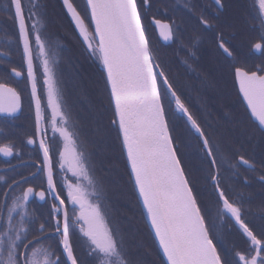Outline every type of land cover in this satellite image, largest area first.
<instances>
[{"label":"snow or ice","instance_id":"6c2138e0","mask_svg":"<svg viewBox=\"0 0 264 264\" xmlns=\"http://www.w3.org/2000/svg\"><path fill=\"white\" fill-rule=\"evenodd\" d=\"M63 3L87 48L98 56L105 70L113 108L109 124L115 128L130 169L129 178L167 264H264V225L259 232L254 230L251 222L245 219L242 198H230L221 187L218 146L214 151L208 135L182 101L160 63L153 59L147 28L143 23L144 16L150 11L151 0H140L139 3L137 0H87L90 19L94 23L92 32L71 0H63ZM213 3L220 10L225 7L222 0H213ZM4 7L6 10L9 7L14 9L31 98L35 103V133L27 143L37 146L42 160L36 162L39 166L29 175L35 179L43 172L47 187L36 191L28 186L13 196L15 187L29 180V177L21 176L19 180L12 179L3 190L0 264H138L131 259L123 236L110 227L102 204V187L93 177L94 169L85 153L77 149L76 134L69 131V116L60 102L54 63L49 59L39 29L37 5L30 2L27 14L22 0H10ZM185 7H189V3H185ZM253 7L257 14L254 19L259 20L261 31L251 49L261 51L264 50V0H253ZM163 13H167V8ZM196 18L205 28L213 27L203 12ZM150 23L159 29L164 40L172 39V23L154 16ZM216 41L217 47L227 57H233L231 40L223 32L217 34ZM33 43L41 58L47 107L52 114L49 123L53 133H59L63 139V148L59 151L60 170L70 171L76 178V183H73L67 176L62 177L59 190L54 178L53 145L42 127L44 107L38 92ZM233 72L250 116L264 131V67L257 66V71H251L243 65L234 66ZM11 74L16 77L24 75L16 67L11 69ZM21 107V93L17 88L0 82V114L11 117ZM177 113L186 116L187 123L202 139L203 150L211 165L206 178L210 179L219 204L217 217L220 220L228 217L234 221L243 247L225 245L220 233H213L209 228L196 183L185 170L170 127V119L177 118ZM14 151L20 154L13 141L0 143V154L12 156ZM239 161L250 168L255 167L243 156ZM259 180L264 183V176ZM0 181L7 183L4 176H0ZM32 196L39 197L41 201H53L48 218L38 227H34L36 221L27 210ZM66 201L78 207V215H75L74 208V214L70 216ZM75 224H79L83 237L80 253L71 239L70 227ZM50 234L59 238V255L41 243Z\"/></svg>","mask_w":264,"mask_h":264},{"label":"trees","instance_id":"16d2710c","mask_svg":"<svg viewBox=\"0 0 264 264\" xmlns=\"http://www.w3.org/2000/svg\"><path fill=\"white\" fill-rule=\"evenodd\" d=\"M73 1L81 3L87 18L90 14L87 1ZM222 2L224 10L218 9L212 0H151L143 23L154 61L160 63L182 101L208 135L214 151L219 148L217 165L221 171V187L230 198H242L245 219L259 232L264 225V183L259 180L264 176V132L252 120L241 99L233 68L243 65L252 71L257 66L264 67V51L259 56L251 49L261 29L259 20L254 19L257 14L253 0ZM31 3L37 5L46 36L49 34L59 47H66L60 82L66 113L80 146L78 151L85 153L94 169L92 175L102 187L110 226L123 236L132 260L138 264H162V261L167 264L129 178L130 169L115 128L109 124L113 108L102 63L87 48L62 0H31ZM185 3H189V7H185ZM164 8H167L166 14ZM201 12L213 24L211 29L197 20ZM13 13L12 7L6 12L0 11V48L4 51V57L0 55V65L4 67L3 72L0 68V77L5 79L13 65L5 56L11 52L19 55L22 47ZM153 16L172 23V44L165 45L159 40L150 23ZM90 28L93 31L92 22ZM220 32L231 40L232 58L217 47L216 36ZM170 127L185 170L196 183L210 230L219 232L225 245L243 247L234 221L217 217L219 204L213 185L206 178L211 165L201 137L182 113L170 119ZM240 156L252 162L255 169L241 166Z\"/></svg>","mask_w":264,"mask_h":264},{"label":"flooded vegetation","instance_id":"af4514ba","mask_svg":"<svg viewBox=\"0 0 264 264\" xmlns=\"http://www.w3.org/2000/svg\"><path fill=\"white\" fill-rule=\"evenodd\" d=\"M71 1L77 7V10L80 12L81 16L85 19V24L87 25L89 32H92L90 28L91 26L90 21L83 14V12L85 11L82 10L81 3L78 2L76 4L73 0ZM30 2L31 0H29V3H28V0H22V3L25 5L26 14L28 11V7L30 6ZM62 3H63V0H62ZM5 5H6V1L0 0V11L6 12L8 10V9L7 10L5 9L4 7ZM65 9H66V6H65ZM222 10H224V8ZM66 12L68 13L70 17V14L67 11V9H66ZM70 20L72 21L71 17H70ZM39 22H40L39 29L41 31L42 38L44 39V42H45L46 51L48 52L49 59L54 63L56 86H58L59 88L60 102L62 105V109L66 113V100L62 94L61 83H60L61 82V68H62V64L64 60L63 53L66 47L65 45L63 47L62 46L59 47L57 43H54V41H52V38H50L49 34H47L46 36L44 27L41 24L42 23L41 20H39ZM30 24H31V21H29V25ZM155 32H156V29H155ZM1 41L2 40H0V43ZM14 50L16 51L15 46H14ZM263 51L264 50H262V53L260 55L263 54ZM18 53L20 54L15 56V54L11 52L9 56H5L7 57L8 61L10 62L13 61V65L10 66L9 74L6 79L4 78V76L0 77V82L9 83L11 86L17 88V90L21 93V103H22L21 110L11 117H5L4 114H0V130H2L0 131V143H6L9 140H11L14 142V144L16 145V149L20 153L19 155H17L16 151H14V154L12 156H4L3 154H0V176H4L7 179V183H5V181H0V203H2L4 199L3 190L7 188V184L11 183L12 179L19 180L21 176L29 177V180L27 183H24V184H21L15 187L14 191L12 192L13 196L18 195L19 192L23 188H27L28 186L34 187L36 191H40L41 187H44V188L47 187L46 176L43 172L39 173L35 179H32L29 175L30 173L35 172L36 168L39 166L37 165L36 162L38 160H42V153L38 151V148L36 145H29L27 143V139L33 136L35 133V103L31 98L30 81H28L27 79L26 64L23 59V46L21 47L20 50H18ZM0 55L4 57L3 56L4 51L1 48H0ZM33 56H34V65H35L36 76H37L38 92L41 98L42 106L44 107L45 119L42 123V127L46 129V138L49 139V142L53 145L54 178L57 182V188L59 190L60 185H61V178L66 176V171H61L60 166H59V151L62 150L63 148V139L62 137H60L59 133H53L51 124L49 123V121L52 118V114H51V109L47 107L46 86L43 84L44 76L42 74L41 58L39 56V53L34 43H33ZM229 58H232V57H229ZM13 67H16L18 70L22 71L24 75L22 77H16L13 74H11V69ZM0 68H2V72H3V69H4L3 65H0ZM252 71H257V69L252 70ZM244 105L247 108L245 103ZM57 126H59L58 117H57ZM36 138L39 139V137H36ZM75 139L77 141L76 136H75ZM76 146H77V149L80 148L77 142H76ZM238 163L246 169H250V170L253 169V168L247 167L244 164H242L239 161V159H238ZM8 202L10 203V199ZM51 203H53L51 199H46L45 201H41L39 197L37 196L30 197L29 203L27 205V210L30 214H32V218H34L36 221L34 227H38L40 223H43L48 218ZM65 203L68 208L70 216H72L73 209L74 208L78 209V207L72 205L68 201H66ZM13 215L16 216L17 214L13 213ZM0 226H2V222H0ZM70 233H71V239L73 241L74 247L76 248L77 252L80 253L83 247V237L79 232V224L72 225L70 227ZM58 239L59 238L57 236L50 234L48 239H46L47 240L46 243H44L43 245L45 247L50 246V248L54 250L57 255H59L60 250L57 247Z\"/></svg>","mask_w":264,"mask_h":264},{"label":"water","instance_id":"95a60500","mask_svg":"<svg viewBox=\"0 0 264 264\" xmlns=\"http://www.w3.org/2000/svg\"><path fill=\"white\" fill-rule=\"evenodd\" d=\"M87 1V0H86ZM72 2V1H71ZM66 9H67V7H66ZM68 11V10H67ZM70 14V17H71V13H69ZM71 19H72V17H71ZM72 21H73V23H74V25L76 26V24H75V21L72 19ZM154 27H155V25L154 24H152ZM76 28H77V30H78V32H79V34H80V36L82 37V39H83V36L81 35V33H80V31H79V29H78V27L76 26ZM155 29H156V32H157V35H158V37H159V39L161 40V42L163 43V44H165V45H170V44H172L173 43V41H174V35H173V37H172V39H170V40H164L161 36H160V33H159V29L158 28H156L155 27ZM149 47H150V45H149ZM257 54H261L262 53V50L261 51H256V50H254ZM237 83V87H238V90H239V85H238V82H236ZM241 95V97H242V94H240ZM242 99H243V97H242ZM244 101V100H243ZM244 103L246 104V101H244ZM249 110V109H248ZM249 113H250V110H249ZM252 119L255 121V119L252 117ZM257 124H258V122L257 121H255ZM245 166H247V167H249L248 165H245ZM137 195H138V193H137ZM140 203H141V205H142V202L140 201ZM143 208V207H142ZM143 211H144V214H145V217H146V220H147V215H146V211L143 209ZM147 223H148V226H149V228H150V230H151V227H150V223L148 222V220H147ZM151 232L153 233V235H154V231L153 230H151ZM154 238H155V236H154ZM155 240H156V238H155ZM156 242H157V244H158V241L156 240ZM158 246H159V244H158ZM160 248V247H159ZM160 250H161V252H162V249L160 248ZM162 254H163V252H162ZM163 257H164V254H163ZM164 259H165V261H166V257H164ZM167 263V262H166Z\"/></svg>","mask_w":264,"mask_h":264},{"label":"rangeland","instance_id":"374dc122","mask_svg":"<svg viewBox=\"0 0 264 264\" xmlns=\"http://www.w3.org/2000/svg\"><path fill=\"white\" fill-rule=\"evenodd\" d=\"M90 12V11H89ZM87 19H89V21H90V25H91V19H90V14H89V16L87 15ZM40 25V24H39ZM92 28H93V30H94V23H92ZM149 45H150V42H149ZM151 49V48H150ZM57 88H58V86H57ZM58 91H59V88H58ZM60 94V93H59ZM67 114V113H66ZM70 120V119H69ZM70 123V122H69ZM69 131H72L71 130V127H70V125H69ZM68 173V174H67ZM66 176L68 177V179L69 180H71V182H73V183H76V178L75 177H73L72 176V173L70 172V171H66ZM102 204H103V208H104V210H105V212H106V206L104 205V202L102 201ZM78 209H75V215H78ZM74 214V213H73ZM109 218H108V215H107V220H108ZM108 223H109V220H108ZM109 225H110V223H109ZM111 227V226H110Z\"/></svg>","mask_w":264,"mask_h":264}]
</instances>
